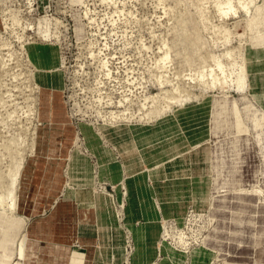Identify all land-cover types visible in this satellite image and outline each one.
<instances>
[{"label":"rangeland","instance_id":"374dc122","mask_svg":"<svg viewBox=\"0 0 264 264\" xmlns=\"http://www.w3.org/2000/svg\"><path fill=\"white\" fill-rule=\"evenodd\" d=\"M0 264H264V0H0Z\"/></svg>","mask_w":264,"mask_h":264},{"label":"bare ground","instance_id":"6f19581e","mask_svg":"<svg viewBox=\"0 0 264 264\" xmlns=\"http://www.w3.org/2000/svg\"><path fill=\"white\" fill-rule=\"evenodd\" d=\"M245 9V8H244ZM244 11V10H243ZM164 56H166V54L164 55ZM164 58V57H163ZM236 84H237V87L238 88H240V87H242V85H243V78H242V76L241 75H237V77H236ZM236 89V88H235Z\"/></svg>","mask_w":264,"mask_h":264}]
</instances>
